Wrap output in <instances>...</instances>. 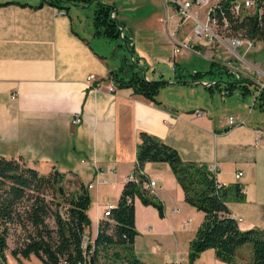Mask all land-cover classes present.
I'll list each match as a JSON object with an SVG mask.
<instances>
[{
	"label": "crops",
	"instance_id": "1",
	"mask_svg": "<svg viewBox=\"0 0 264 264\" xmlns=\"http://www.w3.org/2000/svg\"><path fill=\"white\" fill-rule=\"evenodd\" d=\"M6 1L0 0V154L21 156L44 173L57 167L75 174L87 185L105 178L88 186V212L97 225V234L100 221L107 218L104 210L110 202L118 203L125 182L135 170L139 133L145 130L176 147L185 160L209 167L216 164L217 179L225 185L241 184L245 197L230 200L228 213L242 217L238 222L244 229L264 228V137L256 141V129L264 126L234 112L230 114L235 115L237 124L231 125L225 113L212 110L209 94L213 97L218 93L224 98L229 93L225 86L209 88L205 82H210L211 76H203V82L191 79L188 72L177 76L182 71L180 66L187 71L203 69L196 62L182 63L184 51L203 52L204 69H208L210 61H219L221 50L226 59L231 57L225 46L218 41L192 39L195 51L183 49L172 60L175 42L194 36L192 22L178 27L180 17L164 0H123V6L115 5L114 15L125 22L121 36L127 35L133 48L128 46L136 63L133 67L147 79L169 81L160 90L159 101H155L132 86L119 84L113 71H118V76L125 73L121 66L130 62L127 54L111 58L109 51L96 48L76 28L71 14L49 3L30 5L39 0H23L30 3L27 5ZM145 3L151 4L141 10ZM171 14L173 17H169ZM88 32L107 38L96 35L93 24ZM154 33H159L165 46H160ZM258 41L264 48V39ZM111 54L114 56L113 51ZM169 63L175 73L164 68ZM238 66L242 76L248 75L242 65ZM92 73L96 79L89 81ZM112 84L114 90L109 89ZM250 108L249 112L254 106ZM76 114L81 121L75 123ZM143 169L149 178L157 179L155 196L162 201L164 214L159 216L150 209L151 203L135 198L136 225L143 231L136 236V251L148 264L181 263L197 231L184 230L183 221L189 215L192 221V215L198 214L203 221L205 212L185 200L168 162L148 161ZM241 170L244 173L237 176ZM141 204L147 208L145 222L138 212ZM175 217L178 219L173 224ZM161 246L162 251L156 252ZM242 246L238 248L239 264H251V255Z\"/></svg>",
	"mask_w": 264,
	"mask_h": 264
},
{
	"label": "trees",
	"instance_id": "2",
	"mask_svg": "<svg viewBox=\"0 0 264 264\" xmlns=\"http://www.w3.org/2000/svg\"><path fill=\"white\" fill-rule=\"evenodd\" d=\"M237 0H219L216 14L219 19L227 16L230 22L229 32L256 39L264 38V8L259 5L243 7L236 14L232 5ZM20 4H30L22 0H8ZM46 3L57 6L70 14L72 5L95 4L92 24L96 35L121 37L133 49L127 35L121 36V27L125 22L112 15L115 4L105 0H39L34 7ZM121 70L113 71L119 84L132 86L145 97L159 101L160 90L168 80L147 79L142 71L134 68V60L125 61ZM137 62V61H136ZM126 65H129L127 69ZM216 68L226 71L231 79L233 71L219 61H211L208 69L188 70L191 79L198 80L211 73L214 79ZM184 74V75H182ZM180 71L178 77L186 76ZM242 81L221 79L211 83L209 88L225 86L228 93L235 87L246 85L248 77ZM247 88L250 89L249 86ZM245 93V92H244ZM253 106L264 110V87L255 88ZM260 99V101H258ZM148 161L168 162L180 182L185 200L205 212L204 220L190 241L189 262L176 264H197L196 260L207 248H215L216 255L223 261L239 264L238 248L245 243L252 246L251 264H264V228L244 229L239 220L228 212L229 201L244 199L245 193L239 183L219 186L216 173L208 164L196 160H185L179 150L161 137L142 130L137 144L136 167L143 168ZM75 175V174H74ZM76 176V175H75ZM149 179L146 173L138 172V179H128L122 189L118 203L111 209V215L102 219L93 242L83 245V234L92 220L89 215L91 194L89 187L76 176L73 186L68 183V173L54 167L49 172H41L29 165L23 157H8L0 154V264H8L5 250L9 246V236L13 233L17 245L12 248L16 257L36 255L44 264H148L136 251L135 239L139 233L136 225L135 198L139 196L146 204H154L161 215L164 205L155 194L144 186Z\"/></svg>",
	"mask_w": 264,
	"mask_h": 264
},
{
	"label": "rangeland",
	"instance_id": "3",
	"mask_svg": "<svg viewBox=\"0 0 264 264\" xmlns=\"http://www.w3.org/2000/svg\"><path fill=\"white\" fill-rule=\"evenodd\" d=\"M122 1L123 0H116L115 5L120 6V7L123 6ZM148 4H151V3H145L144 5H141L140 9L141 10L144 8L146 9V6H149ZM94 7H95V4H92L91 6L87 5V6H83V7L82 6H76V5L71 6L70 14L73 16L74 24H75L76 28L80 29L83 33H85L92 40V42L96 48L101 49L104 52L109 51V55L111 58L117 57L120 54L122 55L125 52L129 58V60L132 61L133 59H132V55H131V50L123 38H121V37H107V38L100 37V38H97L88 32V29L92 28V15H93ZM158 7L159 6H157V8ZM251 10H253L252 6H251ZM131 15L133 16L134 13L133 14L131 13ZM155 33H154V35H155ZM155 37H157L160 40V42H161L160 46H162V47H163V45L165 46V44H163L162 39L159 37V33H157L155 35ZM256 40H259V39H256ZM141 43H142V41H140L139 44L141 45ZM216 44H217V42H216ZM237 49H238L239 53L241 54V57L239 56L238 58L235 59V56L232 55L231 58L235 61L237 66L242 65L241 61L243 62V65H242L243 70L248 71V75H244L245 77H248V79L246 80V85L249 86L250 89L247 88V86H245V85L237 86V87H235V90L232 93L227 94L224 98L221 95H219L218 93H215V95L213 97H211L209 94L210 106L212 107V110H214L218 114L221 112H222V114L225 113L226 115L230 114L231 112L242 113L245 116H248L251 120L254 119L255 124H259V125L264 126V110H262L256 104V106H254V109H252L249 112V110L251 109L250 107L253 106L254 98L256 97V95L254 94L255 88L258 89V88L264 87V48L260 47V41H258L248 51H245V46H239ZM111 51L114 52V56L111 54ZM118 53H119V55H117ZM227 54L229 55L231 53L229 52ZM224 56H226L224 53V50H221V57H219V63L222 65H225L227 63V59ZM204 58H205V56L203 55V52H201V51H198V52L196 51V54L184 51L182 56H180V61L182 63L189 62V64L192 62H194V63L196 62L195 65L197 67L200 65V67L204 69L205 68V66H204L205 59ZM170 66H171V64L169 63V65L164 66V68H166V69L169 68L168 72L175 73L174 71H172L170 69ZM180 69L182 70V72L187 73V69H185V68L182 69V66H180ZM215 69H216V72H215L216 74H214L215 78L210 79V81L218 80V79H225L228 81H236L239 83H244L242 81L243 79H241L242 75L238 71L239 66H238L237 70L232 69L233 76L237 77L238 79H236V78L231 79L229 77V74L226 71H222L220 73L218 71V69L216 68V65H215ZM152 70L153 69H151V71ZM165 73L167 74V70ZM210 76H211V74L210 75H208V74L204 75L205 78H208ZM252 77H253L254 81L251 82ZM255 81L258 83H255ZM242 92L248 93V95H246V97H243ZM189 96H192V94ZM258 101H260V99ZM245 103L247 105H245ZM75 178H76V176L74 174H68V183L70 186H73V181ZM139 203L140 202L136 201V205L137 204L139 205ZM141 205H143V204H141ZM151 205L152 206H150V209H153V211H155V213H157L160 216L161 214L159 212L158 207L154 204H151ZM144 209H147L146 206H144V205L138 206V212H139V215L142 219V222H145L146 218H147V210H144ZM195 209L202 212V210H200L198 208H195ZM199 215L200 214H198L197 216L192 215V221L190 222V224L188 226H186L184 228V230L191 232V231H193V229H198L199 226L202 224L201 217ZM188 218H191V216L190 215L187 216V219ZM177 219L178 218H176V217L174 218L173 224L175 223V221ZM178 224L179 223L177 222L176 225L178 226ZM137 229L139 232H143L138 227H137ZM88 230H89V233L91 234V237H93L96 234L97 225L94 222H91L90 226L88 227ZM8 242H9V246H7V248L5 250L8 264H44L41 261V259L38 258L34 254H32L29 257H25V256L16 257L12 252V248L17 245V238H16V235H13V233L9 236ZM247 245H250L251 251L249 250ZM158 246H157V248H158ZM242 247H243L242 250L245 253H249L252 257V246H251V244L245 243L244 246H242ZM163 248L164 247L156 250V252H161ZM162 255L164 257L167 256L166 254H162ZM163 256H162V258H163ZM183 256H185V259H183L182 262L188 263L189 262V249H188V251H185V253L182 255V257ZM0 259H1V255H0ZM218 261H220V262H218ZM157 262H158V260H157ZM196 263L197 264H210V263L211 264H228L226 261L221 260L216 255L215 249L213 247L207 248L206 251L204 250L200 254V256L197 258Z\"/></svg>",
	"mask_w": 264,
	"mask_h": 264
},
{
	"label": "built area",
	"instance_id": "4",
	"mask_svg": "<svg viewBox=\"0 0 264 264\" xmlns=\"http://www.w3.org/2000/svg\"><path fill=\"white\" fill-rule=\"evenodd\" d=\"M219 0H164L165 4L167 6H172L175 10V13L180 17L179 22L177 23V26L179 27L182 23L186 22H192L193 24V31L194 36L190 39L185 40H178L175 42L174 45V54L172 56V60H175L177 55L183 50H190L195 51V43L192 41L194 39L195 41L198 40H206L209 43H214L216 41L220 42L223 46L226 47L227 52L231 53L229 56H235V57H241V54L238 51L239 46H245V51L250 50L256 43L255 38L252 37H245L242 35H234L229 32V19L227 16H222V19L220 20L218 15L216 14V3ZM259 0H243V1H236L232 5V9L236 14H239L243 7H255L259 5ZM263 4L259 6V10L263 11ZM61 12H65V10H61ZM203 13V14H202ZM115 12L112 11V15H114ZM173 17V15H169V17ZM175 32V31H174ZM173 32V33H174ZM226 66L231 67L233 70H237L238 67L236 63L231 59V57H227V63ZM243 65V63H242ZM173 68H175V65H173ZM240 71V69L238 70ZM96 79L95 74L89 75V81H93ZM110 90L115 89V85L109 86ZM199 114H201L200 111H198ZM226 118L228 122L231 125L237 124V119L234 114H228L226 115ZM81 121V116L79 114H76L73 117V122H79ZM244 122V120H242ZM264 137V128L258 127L256 129V141L261 142ZM210 169L216 173L217 171V165H211ZM138 172L145 173L143 168L135 167V170L132 171L129 175L130 179H138ZM244 173V171H238L237 176H241ZM105 179L103 177L97 178L96 180L92 181L88 184V186H93L95 182ZM219 186L225 185L222 182H218ZM144 186L148 189L150 193L155 194L156 193V187H157V179L156 178H149L144 182ZM116 205V203L110 202L106 209L104 210L103 215L104 216H110L111 215V209ZM174 210H178V208H175ZM232 217L237 218L238 220H241L242 217L237 216L235 213H229ZM191 221V218L186 219L183 221V225L187 226ZM93 242V238L91 237V234L89 232H85L83 234V245L88 246L89 243Z\"/></svg>",
	"mask_w": 264,
	"mask_h": 264
},
{
	"label": "water",
	"instance_id": "5",
	"mask_svg": "<svg viewBox=\"0 0 264 264\" xmlns=\"http://www.w3.org/2000/svg\"><path fill=\"white\" fill-rule=\"evenodd\" d=\"M87 5H89V4H81L80 6H87ZM123 28H124V27L122 26V27H121V29H122L121 32H122V33H123ZM122 33H121V34H122ZM122 35H123V34H122ZM197 81L203 82L202 79H198ZM215 81H216V80H213V81H210V82H205V83H207L208 85H210L211 83H214ZM222 81L226 83L228 80L222 79Z\"/></svg>",
	"mask_w": 264,
	"mask_h": 264
}]
</instances>
